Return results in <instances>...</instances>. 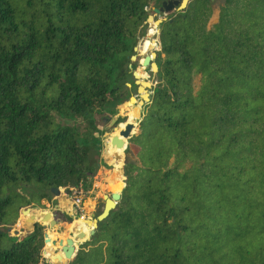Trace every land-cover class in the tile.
Masks as SVG:
<instances>
[{
    "label": "trees",
    "instance_id": "obj_1",
    "mask_svg": "<svg viewBox=\"0 0 264 264\" xmlns=\"http://www.w3.org/2000/svg\"><path fill=\"white\" fill-rule=\"evenodd\" d=\"M165 1L0 0V264L44 263L45 226L23 210L92 188ZM212 5L159 26L136 161L68 264H264V0H224L210 25Z\"/></svg>",
    "mask_w": 264,
    "mask_h": 264
},
{
    "label": "water",
    "instance_id": "obj_2",
    "mask_svg": "<svg viewBox=\"0 0 264 264\" xmlns=\"http://www.w3.org/2000/svg\"><path fill=\"white\" fill-rule=\"evenodd\" d=\"M213 1V0H212ZM190 3V0H169V1H165L162 3L161 7L156 8L153 10V12L158 15V16H168L171 13H173L174 11H183L187 8L188 4ZM165 21L164 20H160L159 22H157V26H160L162 24V22ZM151 25L153 22L152 21V16H150L149 21H148ZM151 31L154 32V35L156 34L157 30L152 29ZM159 33V31H158ZM153 37V36H152ZM151 34L148 36V38L152 39ZM144 41V40H143ZM143 41L141 42V44L143 43ZM155 42V41H154ZM141 44H139L140 49H136V53L139 51H141ZM156 45V43H155ZM157 50H155V48L152 50V54L151 56H146L144 58V61L142 62V66L145 67L146 65H148L150 63L151 68L153 70L154 73L158 72V67L157 64L155 63V58L157 57ZM137 58L136 56H133L131 61H136ZM133 76L136 80V85L138 86V91L140 93V95L142 96V102H140L139 106L134 109V113H136L138 115L137 118V122H140L143 117H144V112H143V108L145 107L146 104H148L151 101V94H147V90L152 91L154 88V85L151 81H147V80H143V78L146 76L145 71H140L138 73L134 72ZM135 97L131 98V102L135 101ZM120 112V111H118ZM107 122H110L109 127L107 128V130H109V128L114 127L115 125L119 126V118H115V119H106ZM136 128V125L132 122H130V120L128 119L127 122L125 123V130L121 131L119 136H114L113 138V145L116 146V152L112 154L113 157H116V161L117 159L120 158V155L117 154L119 152L124 153V151L127 149V145L129 140L133 137V130ZM123 160V158H121ZM120 159V160H121ZM123 163V161H122ZM113 179L115 180H111V184H115L116 185H111V189L110 192L112 194L111 199H106V206H105V210L103 211V213L94 221V222H85L83 223L81 220L77 221L76 224H73L74 226H70V229H72L70 235L68 237H65L63 239L58 238L57 241H53L47 236V234L45 235V242L47 244V248H45L44 250V254L48 255V257L45 260L46 264H68L72 258L75 256L77 250L79 249V247L84 244V242L87 241V239L95 234L96 229L98 228V224L99 222L105 220L110 213L116 209L118 203L121 200V196H122V192L126 187V177H125V170L123 167V164L121 165L120 169H115V171L113 172ZM53 193L55 194H59L60 191L58 189H53L52 190ZM66 195H70V191L66 192ZM46 213V214H45ZM23 214V218L29 222L31 217L35 218L34 222H38L39 220H41V222H47L49 219L47 218L46 220L42 218V216L45 214L46 216L48 215L47 212H44V210L42 208H38V207H28L25 210H23L22 212ZM44 215V216H45ZM49 217V215L47 216ZM53 220H51L50 222H52ZM49 222V223H50ZM54 223V222H53ZM81 224L84 225H91V230L89 232V235L86 236L84 232H79L78 229L76 228H81L80 226H83ZM53 225L55 224H48L46 226V230H51L53 229ZM76 225V226H75ZM59 227V224L57 226V228ZM75 229V230H74ZM74 230V231H73ZM54 244L57 247L51 248V244Z\"/></svg>",
    "mask_w": 264,
    "mask_h": 264
},
{
    "label": "crops",
    "instance_id": "obj_3",
    "mask_svg": "<svg viewBox=\"0 0 264 264\" xmlns=\"http://www.w3.org/2000/svg\"><path fill=\"white\" fill-rule=\"evenodd\" d=\"M134 82L136 85V80ZM138 93H139V91H138ZM140 97L142 99L141 95H140ZM130 102H131V100H130ZM131 111H132V113H134V109H132ZM123 112H124V114L126 113L125 117L128 120L130 111L127 110V112H125V111H123ZM116 117L114 116L111 119H115ZM121 125H119L115 129L113 128V130H114L113 133L108 132V130L106 128L104 137H106L107 139H105V141H103L101 139L103 154H102V157H99L100 159L98 161L97 168L99 169V168L103 167V170L101 171L102 174L104 173V171L107 174V172H106L107 169H110L111 167L113 168L111 173H113V171H115V169H116L114 167V165L107 160V157L111 156V154H112V153H110L111 149L107 148V141L111 139L112 147L115 148V150H116V146L113 145V138H114V136H119L120 132L125 130V127L122 128ZM111 173H110L109 178L111 177ZM113 180H115V179H113ZM111 185H116V184H115V182H114V184H111L110 180L109 181L107 180V183H104V184L102 182L97 181V180L94 181V185H92L90 194L101 195L102 198L99 199V202H97L96 198H94L93 201L88 203L87 207L85 206V202H84L83 213L78 215L79 219H77V220H75V217L73 216L74 214L72 212L70 197L65 198V199L60 201L59 200L60 197H63L62 194L61 193L55 194L52 192L56 198L59 196V199L57 201H55V205H53V206L49 203V201L43 200L41 202L42 209L44 210V212L48 213L49 217H47L48 215L46 216L45 215L46 213H45L44 214L45 216L43 215L41 219L44 218L46 220L48 218L49 220L47 222H41V220H39L38 222L41 224H44L45 228L48 224H55V225H53V229H51V230L45 229L47 236L52 240V242L57 241L58 238L63 239L65 237H68L72 231V229H70V226L72 224H76V222L79 220H81L83 223H85L86 221L87 222L88 221L94 222L105 210V206L107 203L106 199H111V196H112V194L110 192ZM100 206H103V210H102V212L100 210L99 212H101V213L99 215H97L99 213V212H97V210ZM68 217H73L71 222L68 221ZM51 220H53V221L50 222ZM33 221H35V218L31 217L30 221L27 223L31 224ZM22 223L25 224L24 221ZM58 224H59V227L57 228ZM72 226H74V225H72ZM87 226H91V225H87ZM64 227H66V229H63ZM51 245H52L51 248H54V247L58 248V246H55L53 243Z\"/></svg>",
    "mask_w": 264,
    "mask_h": 264
},
{
    "label": "rangeland",
    "instance_id": "obj_4",
    "mask_svg": "<svg viewBox=\"0 0 264 264\" xmlns=\"http://www.w3.org/2000/svg\"><path fill=\"white\" fill-rule=\"evenodd\" d=\"M213 2V5H212V7H213V17H212V19H211V22H210V25H213V24H215V23H217V21H218V18H219V13H220V8L223 6V4H224V0H213L212 1ZM174 13H177V11H174L173 13H171L170 15H172V14H174ZM150 14H151V16H152V21L153 22H151L152 23V25L148 22V24H147V26H146V28H145V36L144 37H142L141 39H140V41H139V44H141V42L143 41V40H145V39H150V38H148V36H149V33H150V31L152 30V29H154V30H157V32H156V34L155 35H152L151 37H152V41H155V43H156V45H155V50H158V35H159V33H158V31L160 32V30H159V26H157L156 24H157V22H159L160 20H164V19H167L168 18V16H170V15H168V16H158V15H156L153 11H151L150 12ZM138 49H140V46H138ZM151 56V53L150 54H143L141 51H139L138 50V52L135 54V56H136V58H137V60L136 61H133L132 62V64H131V71H132V73H134V72H136V73H138V72H140V71H145V74H146V76L143 78V80H147V81H151L152 82V80H151V75H152V73H154L153 72V70H152V68H151V65H150V63L148 64V65H146L145 67H143L142 66V62L144 61V58L146 57V56ZM155 63H156V58H155ZM155 74V73H154ZM133 75V74H132ZM133 80L135 81V79H134V76H133ZM151 92L152 91H150V90H147V94H151ZM133 96L136 98L135 99V101L134 102H128V103H126L124 106H122L121 108H120V112H118V114L116 115L118 118H119V121H120V119H122V122L121 123H119V125H121V124H125L126 122H127V118L125 117L126 116V113L124 114V112L123 111H125V112H127V110H129V111H131L132 109H135V108H137V107H140L139 106V102H142V99H141V97H140V93H138V86L136 85V88H135V94H133ZM143 112H144V108H143ZM123 113V114H122ZM115 116V117H116ZM116 117V118H117ZM137 122V121H136ZM109 125H110V122H107L106 121V124H105V129L106 128H108L109 127ZM138 126H139V122L137 123V128H136V130H135V132H133V134H136V133H138ZM118 127V125H115L114 127H111V128H109V130H108V132H114V130H113V128L115 129V128H117ZM106 131V130H105ZM105 131H104V134H105ZM104 134H103V136H102V140L103 141H105V139H107L106 137H104ZM109 141H111V139L109 140ZM129 145V144H128ZM128 145H127V149L124 151V153H122V152H119V153H117V154H119L120 155V158L119 159H117V161H116V159L115 160H113V161H109V162H111L113 165H114V167L118 170L119 169V166L121 165V164H123V167L125 166V163L127 162V161H129V160H131V161H136V158H135V156H134V152H135V148H132V149H130V150H128ZM102 154H103V151L101 152V156L100 157H102ZM121 158H123V160L121 159ZM99 157L96 159L97 161H99ZM121 159V160H120ZM122 161H123V163H122ZM112 167L110 168V169H107V174L105 173V171H104V173L102 174L101 173V171L103 170V167H101V168H99L98 170H97V173H96V176H95V178H94V181H99V182H102L103 184L104 183H107V180L109 181H111L114 177H113V173H111L112 172ZM114 172V171H113ZM110 173H111V177L109 178V176H110ZM102 174V175H101ZM115 181H116V179H115ZM93 185H94V182H93ZM90 191H91V189L90 190H88V191H86V197H85V206L87 207V205H88V203L89 202H91V201H93V199L94 198H96V201L97 202H99V199H101L102 198V196L101 195H97V194H90ZM63 199H65V197H61L59 200L61 201V200H63ZM101 210V212H102V210H103V206H100L99 208H98V210H97V212H99ZM101 212H99L97 215H99ZM74 217H75V220H77V219H79V217L78 216H75L74 215ZM71 225V224H70ZM73 225V224H72ZM63 229H66V227H64ZM76 229H79V228H76ZM75 230V229H74ZM89 230L87 231V232H85V235L86 236H88L89 235ZM42 264H46L45 262L44 263H42Z\"/></svg>",
    "mask_w": 264,
    "mask_h": 264
},
{
    "label": "bare ground",
    "instance_id": "obj_5",
    "mask_svg": "<svg viewBox=\"0 0 264 264\" xmlns=\"http://www.w3.org/2000/svg\"><path fill=\"white\" fill-rule=\"evenodd\" d=\"M150 34L152 36V35H154V32L150 31L149 35ZM154 48H155V42L152 41L151 39H145L143 41V43L141 44V52L143 54H150V53L152 54V50ZM136 119H137V114L136 113H132V111H130V114H129L130 122L135 123ZM121 127L124 128L125 124H122ZM107 148L111 149L110 153H112V154L116 152L115 148L112 147L111 141H109V140L107 141ZM112 154H111V156L107 157V160L113 161V160L116 159V157H113ZM120 167H121V165L119 166V169H120ZM81 225H83V226H80L81 228L78 229L79 232L81 231V232L85 233L88 230L89 231L91 230V226H87V225H84V224H81Z\"/></svg>",
    "mask_w": 264,
    "mask_h": 264
},
{
    "label": "built area",
    "instance_id": "obj_6",
    "mask_svg": "<svg viewBox=\"0 0 264 264\" xmlns=\"http://www.w3.org/2000/svg\"><path fill=\"white\" fill-rule=\"evenodd\" d=\"M85 197L86 190L83 187H80L78 190L74 191L70 196L72 212L75 216H78L83 213Z\"/></svg>",
    "mask_w": 264,
    "mask_h": 264
},
{
    "label": "flooded vegetation",
    "instance_id": "obj_7",
    "mask_svg": "<svg viewBox=\"0 0 264 264\" xmlns=\"http://www.w3.org/2000/svg\"><path fill=\"white\" fill-rule=\"evenodd\" d=\"M74 231V230H73Z\"/></svg>",
    "mask_w": 264,
    "mask_h": 264
}]
</instances>
